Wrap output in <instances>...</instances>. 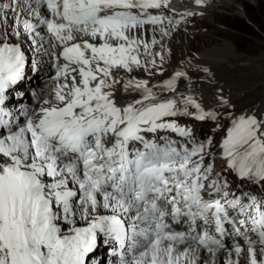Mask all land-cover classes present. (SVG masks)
Returning <instances> with one entry per match:
<instances>
[{
    "label": "snow or ice",
    "instance_id": "6c2138e0",
    "mask_svg": "<svg viewBox=\"0 0 264 264\" xmlns=\"http://www.w3.org/2000/svg\"><path fill=\"white\" fill-rule=\"evenodd\" d=\"M170 2L24 0L26 16L14 17L11 32L0 31V264H203L202 251L221 250L226 264H240L242 253L248 264H264V200L237 195L223 175L264 182V118H232L218 146L225 168L216 171L212 140L196 142L169 118L203 121L217 114L192 95L165 99L153 90L175 93L186 73L160 86L129 77L123 88L138 90L140 98L120 104L115 97L114 86L122 83L116 71H149L156 56L163 61L152 52L159 41L141 30L161 26L168 35L162 25L173 20L150 10ZM20 3L0 0V24ZM194 3L204 7L206 0ZM41 26L58 48L49 52L57 83L38 108L15 115L5 101L24 79L27 57L10 37L26 36L35 45L45 39ZM167 131L183 141L157 135ZM226 225L246 249L226 247Z\"/></svg>",
    "mask_w": 264,
    "mask_h": 264
},
{
    "label": "bare ground",
    "instance_id": "6f19581e",
    "mask_svg": "<svg viewBox=\"0 0 264 264\" xmlns=\"http://www.w3.org/2000/svg\"><path fill=\"white\" fill-rule=\"evenodd\" d=\"M232 1H235L237 5H240L239 7L243 8L244 2L250 0H206V5L204 7H199L196 4L195 6L201 8L202 11H205V15H206L205 17L210 19V15H212L213 11L217 6L229 7ZM23 6H24V0H21L20 5L18 6V12L12 13L8 16L7 25L0 24V31L8 30L9 32H11L12 25L14 23V17L16 15H21L22 18L26 16V12H20V8H23ZM41 13L45 15L44 11L42 10V7H41ZM27 18L31 19V17H27ZM165 29L167 32L170 31V29L168 28ZM37 30L40 31L41 35L44 36L45 39L43 41H39V38H37L38 43L35 45H33L31 43V40L26 36H21L17 38L15 37V35H11L10 37L9 42L20 44L22 50L25 51L26 57L28 56L27 64H34L37 61L41 62L42 59L46 60L48 58V42L44 33V27L41 26ZM183 30H187L188 34H185ZM148 31L149 34L143 33L145 39H150L152 36H155V38L159 41V43L152 48V52L163 54L164 56L163 62L160 61L159 56H156L157 64L158 65L160 64L162 67H169V65H165L164 63L166 61L171 62V57H170L171 53L168 52V50L171 51V49H169L168 47L170 45L169 41L172 42V39L174 37H180L183 39L184 44H186V46L189 47L190 36L195 37L197 36L198 32L201 33L199 29L193 25L192 26L185 25V27L182 30H179L178 33H176L170 38L160 37L156 35L152 29H149ZM198 35L199 37L203 36L202 33ZM175 47L177 48L180 46H174V48ZM232 51L233 49L231 44L228 42H224L223 46L220 48L213 47V49H207L205 51L197 53V58L187 56L186 58L182 59V61L179 62L180 64H178L177 66L175 64H171L170 70L174 69L173 73H176L178 71L186 73V76H184V78H181L182 83L181 82L179 83V88L176 90L173 97L179 99L180 97H187L188 95H192V96H197L201 100H204L207 97L213 96V94L219 93L217 95H220L221 97L227 95L230 96L232 100H235L238 98L239 94H242V97L245 98L250 96L246 90L240 87L242 85L240 83H242L243 81L242 79L244 77V71H240L239 66L232 69H227L226 65L225 64L223 65V63H225L226 60L229 58V55L231 54ZM144 58L147 60H151L152 56L144 55ZM35 66L38 67V64ZM205 68L208 69L207 72L204 71ZM25 69L26 71L24 77H26L27 79L22 81L21 86L17 85L14 89H12L13 90L12 92H19V91L23 92L26 89H29L27 86L33 87L36 84V81H38L37 78H39L38 77L40 72L39 70H35L33 73H31L30 71L28 73L27 68ZM138 73L139 72L133 71L132 73L128 74L124 70L122 71V74H126L129 77H131L132 75L135 76ZM235 75L237 76V78L234 77ZM169 76H171V73H169L166 77ZM239 76H241V80L239 79ZM163 78L165 77L160 76L158 75V73H156V77L152 78L150 82L159 83ZM56 83L57 81L55 79L52 80L47 79L40 86L41 88L40 98L41 96L45 98H50V93L52 92V89L55 87ZM228 90H232L234 92ZM13 95L14 94L10 95V99L13 98ZM40 98L39 100L41 103ZM100 253H105V252L101 251ZM108 258L114 259L112 257H108ZM233 258H235V255H233ZM227 259L228 256H227V252L225 251L217 252L214 256L212 254L202 251L200 256V260L203 261V264H226ZM198 264H200V261H198ZM243 264L246 263L244 262Z\"/></svg>",
    "mask_w": 264,
    "mask_h": 264
},
{
    "label": "rangeland",
    "instance_id": "374dc122",
    "mask_svg": "<svg viewBox=\"0 0 264 264\" xmlns=\"http://www.w3.org/2000/svg\"><path fill=\"white\" fill-rule=\"evenodd\" d=\"M231 5L229 7L217 6L216 11L214 10L210 15V19L204 16L202 19L195 21L193 26L197 27L203 36L199 37L198 34L201 33L198 31L197 36H190L189 47L184 44L182 38L174 37L172 42L169 41L170 45L168 47L171 51L168 50V52L171 53V64L177 66L187 56L197 58V53L213 49V47L220 48L224 42L230 43L233 51L223 65L225 64L227 69L239 66L240 71H244L240 87L250 95L245 98L239 94V98L235 102V106L239 110L245 108L247 104H254L255 106L264 102V0L245 1L243 8L239 7L240 5H237L235 1H232ZM236 18L249 20L253 26L254 36H241L231 29L229 26L232 20ZM174 46L180 47L174 48ZM165 63L169 64L168 61ZM37 64L39 66L42 62L37 61L34 63V65ZM171 64L167 68H170ZM41 71L43 73V70ZM173 71L174 69L170 70L169 73ZM167 73L168 71L162 72L163 76ZM234 77L237 78L236 75ZM239 79L241 80V76H239ZM228 91L234 92L232 90ZM220 129L221 126H217V130Z\"/></svg>",
    "mask_w": 264,
    "mask_h": 264
},
{
    "label": "trees",
    "instance_id": "16d2710c",
    "mask_svg": "<svg viewBox=\"0 0 264 264\" xmlns=\"http://www.w3.org/2000/svg\"><path fill=\"white\" fill-rule=\"evenodd\" d=\"M229 27L241 36H254L252 31L253 26L247 19L236 18L232 20Z\"/></svg>",
    "mask_w": 264,
    "mask_h": 264
},
{
    "label": "clouds",
    "instance_id": "9594fccd",
    "mask_svg": "<svg viewBox=\"0 0 264 264\" xmlns=\"http://www.w3.org/2000/svg\"><path fill=\"white\" fill-rule=\"evenodd\" d=\"M153 13V12H152ZM183 29V28H182ZM182 29H178V31L176 32V33H178L179 32V30H182ZM184 31V33L185 34H187L186 32H187V30H183ZM175 35V34H174Z\"/></svg>",
    "mask_w": 264,
    "mask_h": 264
}]
</instances>
